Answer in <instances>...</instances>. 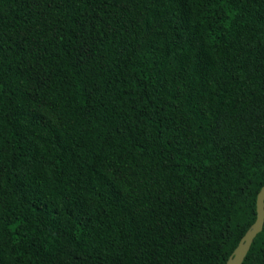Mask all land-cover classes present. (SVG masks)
<instances>
[{
	"label": "trees",
	"instance_id": "16d2710c",
	"mask_svg": "<svg viewBox=\"0 0 264 264\" xmlns=\"http://www.w3.org/2000/svg\"><path fill=\"white\" fill-rule=\"evenodd\" d=\"M263 185L264 0H0V264H225Z\"/></svg>",
	"mask_w": 264,
	"mask_h": 264
},
{
	"label": "water",
	"instance_id": "95a60500",
	"mask_svg": "<svg viewBox=\"0 0 264 264\" xmlns=\"http://www.w3.org/2000/svg\"><path fill=\"white\" fill-rule=\"evenodd\" d=\"M264 226V185L260 188L256 199V219L240 239L237 247L225 264H242L256 235Z\"/></svg>",
	"mask_w": 264,
	"mask_h": 264
}]
</instances>
